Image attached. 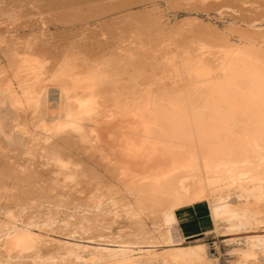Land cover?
Masks as SVG:
<instances>
[{
    "label": "bare ground",
    "instance_id": "obj_1",
    "mask_svg": "<svg viewBox=\"0 0 264 264\" xmlns=\"http://www.w3.org/2000/svg\"><path fill=\"white\" fill-rule=\"evenodd\" d=\"M3 5L0 196L29 198L31 204H43L46 198H39L48 197L54 203H64L68 210L73 207L78 211L81 207L88 211V207H93L94 210L89 209L91 215L114 217L116 211L110 207L117 204L115 198L104 203L108 190L95 189L100 193L93 195L84 190L90 172L97 185L102 180L110 182L106 186L117 181L136 196L140 210L126 208L134 223L142 224V211L148 209L159 211L161 226L170 225L176 219L177 207L200 200L208 192L213 197L211 209L215 217L235 222V228L254 224L257 211L247 205L232 204L223 192L237 186L246 198L259 200L264 195V178L243 170L253 168V163L264 164V58L258 54L264 55V48L257 46L258 36L264 41V31L255 27L259 17L251 19L252 31L246 32L250 52L255 55L239 46L227 49L217 63L190 51L160 63L148 51L147 54L149 46L138 40L136 27H114L112 32L109 29L105 41L108 58H100V49L94 45L82 49L70 45L60 60L51 61L41 54L42 46L21 47L3 35L11 27L16 28L24 15L32 11L34 14L39 6L34 4L38 9H32L18 4H12L13 8ZM231 123L243 124L241 132H236L237 125ZM34 198L38 199L34 202ZM48 205L51 207V203ZM84 218L88 217L81 219ZM28 223H1V228L7 230L0 243L5 260L16 255L24 257L32 247L53 250L63 246L67 256L64 264H209L203 245L175 246L167 252H155L151 249L154 240L141 238V234L139 238L134 235V241L115 239L103 232L97 234L105 226L99 222L85 226L88 234L77 241H70L76 239L68 232L63 235L66 240L42 238ZM246 238L248 245L241 255L244 261L254 262L257 250L264 249V235ZM162 242L171 240L166 238ZM86 251L90 258L84 257ZM30 264H35V259ZM52 264L58 262L53 260Z\"/></svg>",
    "mask_w": 264,
    "mask_h": 264
},
{
    "label": "rangeland",
    "instance_id": "obj_2",
    "mask_svg": "<svg viewBox=\"0 0 264 264\" xmlns=\"http://www.w3.org/2000/svg\"><path fill=\"white\" fill-rule=\"evenodd\" d=\"M0 1H5L6 3L8 2V4L10 3L9 5L7 4L9 8L16 7V4H18L19 7L20 5H23L22 7L25 5L26 8L33 7L32 9L37 8L34 4L39 6V9L37 8L38 10H35L34 14L32 11L31 13L24 15L22 19H20L21 23H19L16 28L11 27L9 31H6L7 33L3 32V35H7V40L9 42L16 43L21 47L26 44H36L39 45V47L42 46L40 48L43 50H50V52L46 54L43 50H41V54L49 56L51 61L60 60L62 53L64 51H68L66 48L70 45H74L77 49L94 45V47L96 46L97 49H100V53L98 54L100 58H103L101 57L102 55L104 57L107 56L106 58H108L109 54L107 53L109 52L107 51V44L105 43V41H107V35L110 34V32H112L116 27H121L123 29H134L136 27L137 29L134 30L135 32L137 31L136 34L138 33V40L144 41V44L149 46L146 52L148 51L150 54L148 52L147 54L153 55V59H155L156 62L165 63L167 58L170 56L180 55V53L182 54L183 52L190 51L189 53L192 55L198 54L202 57L211 58L217 63V61L222 60V54L226 53V50L232 47L242 46L246 51V48H248L247 52L255 55V53L253 54L250 52L249 36L247 35L252 31V28H250L251 19L259 17V20L261 19V21H256L257 23L255 27L257 26V29L260 27V31H264V9H262V7L264 8L263 0H34L35 2L33 0H21L22 2L18 0V3L17 0L15 3L13 2L15 0ZM5 2H3L4 5L0 2V9L2 5L4 6L3 8H7ZM120 3H123V7ZM127 6L128 9H125ZM107 10L109 12H107ZM61 15L65 16L63 17ZM65 17H68V19ZM31 21L32 23H30ZM248 31L249 33H246ZM262 39V36L257 37V40L259 41L257 46L264 48V41H262ZM152 47H155L153 49L154 53H152ZM83 53H86V56L89 55L88 52ZM258 54L264 58L263 53ZM55 55L57 56L55 57ZM111 60L112 59H110V61ZM139 69L141 70L142 68L139 67ZM50 86L54 87L51 84L49 87ZM196 102L199 103L200 101L197 100ZM231 124L232 126L237 125L236 132H241L243 124ZM238 126H240V129ZM252 165L253 168L247 167L246 169L243 168V170H246V172L251 174L255 173V176L264 178V164H261L262 167L257 164V166H254V163ZM255 171H257V173ZM92 174L93 173L88 172L86 176L91 179L94 175ZM90 179H88L87 183L84 185V190L87 191L89 195H91V192L93 195L97 192L100 193L101 191L108 190L106 193L107 196H104L106 198L104 203L107 204L110 200L112 201L114 200L113 198H115V202L117 204L114 205V207H110V209L116 211L114 217H111L109 214H104V216L100 218L96 217L94 214L91 215L93 212H90L89 209L94 210L95 208L93 207H88V211L86 209L83 210L81 207L78 211L77 208L74 209L73 207L68 210L64 203H58L56 201L54 203L53 198H51L52 201L50 200V202V198L48 197L39 198V200H44V198H46V201L43 202V204H39L40 202L37 201L35 202L38 198H34L33 201L35 203H33V205L31 204V199L29 198H14V200L12 197L0 196V243L4 237V233L7 231L5 230L6 227H4V230L1 228L2 222L8 225L12 223L17 226H21L22 224L24 225L29 222L30 224H28L30 228L33 229L32 231L38 234L40 233L39 236L41 235L40 237L42 238L47 237L66 240L63 238V235L68 232L69 234L74 235L76 239L70 241H77L81 238V236L87 235V232L89 231H87L86 227L92 223L99 222L105 224V226L103 227L104 229L99 232L97 230V234L103 232L115 239H132L131 241L136 240L137 237L139 238V234H141V238L146 236L145 238L148 237L147 240H154V246H152L153 248L151 249L155 252H167L170 250L169 248L175 246L187 247L203 245L208 256L209 264H239L238 262H242V264H264V251H262L264 249L257 250V258L254 262L244 261L241 255V250L245 249L248 245L246 236L257 234L264 235V195L263 198L259 200L246 198L242 196V192L239 190V187L236 188L237 186L223 192L226 196L224 197L232 202V204L238 206L247 205L258 212H256V217H258L257 220L254 224L247 226V228L232 227V224L235 222H229L227 219L215 217L212 214L211 209L214 202L213 197L208 192L207 196L200 200L177 207L175 209L176 219L170 225L161 226L162 224H159L161 221L158 219L160 218L159 211L154 210L155 212H151L150 210L148 211V209L147 211H144V213L142 211V214H144L142 217L144 224L142 223V225L137 222L134 223V221L130 220L126 214L127 207L139 209V204L136 202V196L134 197V194L132 196L130 191L124 189L122 183L112 180L111 186L107 185V187L106 184H110V182L102 180L98 181L97 185L95 177H93L91 181ZM262 183L264 185L263 179ZM100 187H102V190ZM95 189L100 190V192H96ZM108 193H110L109 195H112L113 197H110ZM84 194L85 192L82 193V195ZM49 203H51V207H48L50 206L48 205ZM61 204L63 206H61ZM52 205H55L56 208H52ZM56 205L60 208V211ZM70 206H73V204ZM48 208H52L51 210L54 214L51 213V210ZM70 210L72 211L70 212ZM68 211L70 215L68 214ZM152 214L154 216H152ZM83 217L88 218L87 220L84 218L83 220L85 221H83L81 219ZM144 225L147 228L145 230L143 229ZM141 226L143 227L141 228ZM140 228L143 231L142 233ZM78 229L81 233L77 231ZM136 230L140 233H137ZM145 231L148 232V234ZM131 233L135 234L131 235ZM119 235L121 237H119ZM166 238L170 239L171 242H162ZM65 251L66 249L63 246L61 248H54L53 250L46 247H41L40 250H38L32 247L24 254V257L16 255L7 261L5 260V251L0 246V264H27L25 263L26 261L30 264L32 258L35 259V264H52L53 260L58 262V264H64L65 262L67 263L65 260L67 257ZM83 255L85 258L91 257L89 251L83 252ZM135 255L138 256L137 254ZM52 256L55 258L51 259ZM76 264L83 263L76 262Z\"/></svg>",
    "mask_w": 264,
    "mask_h": 264
}]
</instances>
